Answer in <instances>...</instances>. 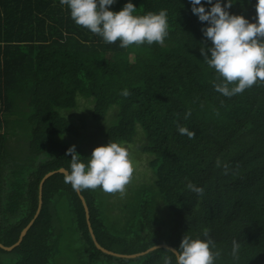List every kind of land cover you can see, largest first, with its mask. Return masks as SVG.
Here are the masks:
<instances>
[{"label": "trees", "instance_id": "16d2710c", "mask_svg": "<svg viewBox=\"0 0 264 264\" xmlns=\"http://www.w3.org/2000/svg\"><path fill=\"white\" fill-rule=\"evenodd\" d=\"M131 2L138 14L167 10L163 43L121 48L76 25L59 0H0V244L16 243L36 213L43 176L69 168L70 146L82 160L90 156L66 116L84 100L94 121L111 113L102 145L126 146L132 166L145 158L122 194L80 191L101 247L121 255L175 249L183 235L203 238L207 230L220 251L215 264H264V82L225 97L200 54L211 46L202 35L207 22L189 0ZM254 4L233 0L229 12L254 22ZM13 136L24 143L10 147ZM63 176L44 181L36 218L17 247L0 248V264H163L165 256L175 264L165 248L134 258L95 248Z\"/></svg>", "mask_w": 264, "mask_h": 264}, {"label": "clouds", "instance_id": "9594fccd", "mask_svg": "<svg viewBox=\"0 0 264 264\" xmlns=\"http://www.w3.org/2000/svg\"><path fill=\"white\" fill-rule=\"evenodd\" d=\"M116 0H59L67 8L71 20L78 26L101 37L106 44L118 42L121 48L131 45L163 43L168 35L166 9L158 12L137 13V7L127 0L119 11L110 10ZM191 12L200 22H207L202 35L211 46L200 48L204 63L214 70L218 82L214 89L231 97L252 87L257 81L264 82V0H255V21L243 15L231 14L233 0H189ZM205 5H207V10ZM210 53V55H209ZM129 95L125 89L121 93ZM178 132L193 138L195 132L187 127H178ZM71 154L69 168L63 176L64 183L74 191L95 190L98 187L107 193H123L130 182L133 166L130 153L121 143L108 141L96 146L90 156L82 160L75 145L66 150ZM193 193L202 195L203 188L191 182L186 185ZM203 238L183 235L177 248L170 250L175 264H215L220 251L207 230ZM241 244L233 240L231 255L238 259ZM163 264H173L170 257H163Z\"/></svg>", "mask_w": 264, "mask_h": 264}, {"label": "rangeland", "instance_id": "374dc122", "mask_svg": "<svg viewBox=\"0 0 264 264\" xmlns=\"http://www.w3.org/2000/svg\"><path fill=\"white\" fill-rule=\"evenodd\" d=\"M91 110H92V105H90V103H87L84 100H81L78 103L75 110H72L71 113H66V116L68 117V119L77 128L79 137L73 138V139H75L76 141L77 140L80 141L82 143L81 145H84L87 151L89 152H92V150L96 146L102 145L104 130L106 129L108 125V120L112 118L111 113H110L104 119L99 120V121H94L91 117ZM12 142L13 143L16 142V144L20 143V145L24 143V141L21 138L14 137V136H13V139L11 138L10 141L8 142L10 147H13ZM136 160H137L136 163L133 162L134 168H133V174H132V178L130 182L134 179H137L139 171H142V169L138 170L140 169L139 166L145 164L144 157L136 156ZM147 175L145 178H143L144 181L148 179L149 175L148 176ZM131 183H135V182L132 181Z\"/></svg>", "mask_w": 264, "mask_h": 264}, {"label": "water", "instance_id": "95a60500", "mask_svg": "<svg viewBox=\"0 0 264 264\" xmlns=\"http://www.w3.org/2000/svg\"><path fill=\"white\" fill-rule=\"evenodd\" d=\"M54 174H63V175H64V174H65V169L60 168V169H58V170H56V171L49 172V173H47L46 175L43 176V178L41 179V181H40V183H39V188H38V206H37V210H36V213H35L34 217H33L32 220L27 224V226H26L25 228L22 229V231L20 232L19 237H18V240L16 241V243H14L13 245L8 246V247L3 246L2 244H0V248H1V249L5 250V251H11L12 249H14L15 247H17V246L21 243V241H22L23 237L25 236L27 230L29 229V227H30L31 224L33 223L34 219L36 218V216H37V214H38V212H39V210H40L41 203H42V200H41V195H42V185H43L44 181H45L48 177H50V176H52V175H54ZM76 193H77V195H78V197H79V200L81 201L82 206H83V209H84L85 219H86V223H87V227H88V232H89V234H90V237H91V239H92V242H93L95 248H97V249L100 250L101 252H103V253H105V254H108V255L115 256V257L134 258V257H136V256L143 255V254H145V253H147V252H150V251H152V250H154V249H157V248H165V249H168L169 251H170V250H173L172 247H170V246H168V245H165V244H160V245H157V246L151 247V248L147 249L146 251H144V252H142V253H138V254H134V255H121V254H116V253H113V252H111V251H108V250L104 249L103 247H101V246L97 243V241H96V239H95V237H94V234H93V232H92V229H91V226H90V223H89V213H88V209H87V206H86V204H85L84 198L80 195V191H76Z\"/></svg>", "mask_w": 264, "mask_h": 264}]
</instances>
